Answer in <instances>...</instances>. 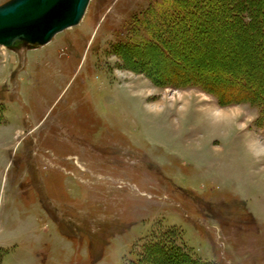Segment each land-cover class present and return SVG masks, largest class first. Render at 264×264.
<instances>
[{
  "label": "rangeland",
  "instance_id": "obj_1",
  "mask_svg": "<svg viewBox=\"0 0 264 264\" xmlns=\"http://www.w3.org/2000/svg\"><path fill=\"white\" fill-rule=\"evenodd\" d=\"M159 1L90 0L47 44L0 46V264H139L172 229L204 261L264 264L259 108L163 84L177 71L156 48L114 47ZM186 26L187 66L264 74L225 16Z\"/></svg>",
  "mask_w": 264,
  "mask_h": 264
},
{
  "label": "trees",
  "instance_id": "obj_2",
  "mask_svg": "<svg viewBox=\"0 0 264 264\" xmlns=\"http://www.w3.org/2000/svg\"><path fill=\"white\" fill-rule=\"evenodd\" d=\"M214 14L225 16L230 25L232 23L237 27L238 32L246 34L255 42L252 47L255 51L261 49L264 63V0H161L148 7L134 21L129 36L118 41L114 47L117 51H129L138 57L145 51L150 61L154 56L151 49L156 48L164 58L169 56L173 59L174 64L170 63L177 71L174 78L167 75L163 84L175 88H201L214 95L222 105L252 104L259 108L256 125L264 130V74L256 80H252L249 70L210 75L200 72L196 67L187 66L178 58L181 54L191 56L183 48L184 38L192 37L186 25L193 24L195 33H199L205 18ZM157 235L152 233L139 264L146 263L148 257L166 264H214L197 258L193 251L180 242L182 239L178 240L180 235L175 229Z\"/></svg>",
  "mask_w": 264,
  "mask_h": 264
},
{
  "label": "water",
  "instance_id": "obj_3",
  "mask_svg": "<svg viewBox=\"0 0 264 264\" xmlns=\"http://www.w3.org/2000/svg\"><path fill=\"white\" fill-rule=\"evenodd\" d=\"M90 0H9L0 5V46L47 44L59 32L78 25Z\"/></svg>",
  "mask_w": 264,
  "mask_h": 264
},
{
  "label": "bare ground",
  "instance_id": "obj_4",
  "mask_svg": "<svg viewBox=\"0 0 264 264\" xmlns=\"http://www.w3.org/2000/svg\"><path fill=\"white\" fill-rule=\"evenodd\" d=\"M221 116V115H220Z\"/></svg>",
  "mask_w": 264,
  "mask_h": 264
}]
</instances>
